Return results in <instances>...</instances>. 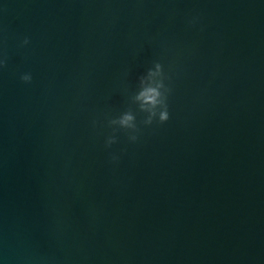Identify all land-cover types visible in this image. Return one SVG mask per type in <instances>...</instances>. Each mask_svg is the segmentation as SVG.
Wrapping results in <instances>:
<instances>
[{
    "label": "water",
    "instance_id": "water-1",
    "mask_svg": "<svg viewBox=\"0 0 264 264\" xmlns=\"http://www.w3.org/2000/svg\"><path fill=\"white\" fill-rule=\"evenodd\" d=\"M0 57V264H264V0H0Z\"/></svg>",
    "mask_w": 264,
    "mask_h": 264
},
{
    "label": "clouds",
    "instance_id": "clouds-1",
    "mask_svg": "<svg viewBox=\"0 0 264 264\" xmlns=\"http://www.w3.org/2000/svg\"><path fill=\"white\" fill-rule=\"evenodd\" d=\"M197 18H193L189 23H195ZM29 39L25 37L23 44L29 45ZM5 66V59L0 57V68ZM19 79L25 84L32 82L31 72L20 74ZM138 88L132 96V102L138 106L141 113L145 114L142 121L145 127L155 124H165L170 118L169 98L173 93L172 78L166 74L164 65L157 61L149 67L145 74L139 78ZM115 129H123L128 132V142L136 143L140 138V129L137 125L136 114L131 111H123L116 119L109 121ZM117 143L115 135L108 136L105 140V147L110 149ZM119 155L110 153V162L119 160Z\"/></svg>",
    "mask_w": 264,
    "mask_h": 264
}]
</instances>
